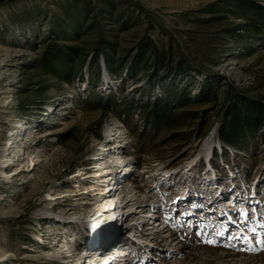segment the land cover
I'll use <instances>...</instances> for the list:
<instances>
[{
  "label": "rangeland",
  "instance_id": "374dc122",
  "mask_svg": "<svg viewBox=\"0 0 264 264\" xmlns=\"http://www.w3.org/2000/svg\"><path fill=\"white\" fill-rule=\"evenodd\" d=\"M256 6L0 0V264H264V126L217 136L238 97L264 104Z\"/></svg>",
  "mask_w": 264,
  "mask_h": 264
},
{
  "label": "trees",
  "instance_id": "16d2710c",
  "mask_svg": "<svg viewBox=\"0 0 264 264\" xmlns=\"http://www.w3.org/2000/svg\"><path fill=\"white\" fill-rule=\"evenodd\" d=\"M256 8L260 12L262 23H264V7L256 6ZM168 104L167 98H154L139 105L146 109L142 114L145 123L150 124L152 128L167 124L172 117ZM130 110V108H125L119 115L128 116L131 114ZM262 126H264V104L255 99L238 97L234 103L224 108L222 118L217 126V136L223 147L230 146L238 149L243 147L242 143H245L249 135H253ZM249 219L254 222V218ZM254 225L256 224L254 223Z\"/></svg>",
  "mask_w": 264,
  "mask_h": 264
},
{
  "label": "bare ground",
  "instance_id": "6f19581e",
  "mask_svg": "<svg viewBox=\"0 0 264 264\" xmlns=\"http://www.w3.org/2000/svg\"><path fill=\"white\" fill-rule=\"evenodd\" d=\"M12 143V142H11ZM204 146H205V150H207V151H209V148H210V146H211V143L210 142H205V144H204ZM207 153H209V152H207ZM188 169V168H187ZM18 174V173H17ZM111 188V187H110ZM110 191V190H109ZM109 191H104L105 192V194H109ZM111 198H113V196H110ZM115 199H111V201H114ZM116 220V219H115ZM107 221H109V220H107ZM107 223H109V225H107ZM104 224H106L103 228H101L100 230H99V232H97L98 233V235L97 236H99V235H106V236H109V235H113V229H112V225H113V223H112V221L110 222H106V223H104ZM112 226V227H111ZM116 239V236L115 237H113L112 239H111V243L112 242H114V240ZM108 245H109V243H108ZM104 248H105V245L103 246H101V247H99V248H91L90 249V251H92V262L94 261V260H96L99 256L98 255H103V251L102 250H104ZM102 249V250H101ZM56 254H57V252H56Z\"/></svg>",
  "mask_w": 264,
  "mask_h": 264
},
{
  "label": "snow or ice",
  "instance_id": "6c2138e0",
  "mask_svg": "<svg viewBox=\"0 0 264 264\" xmlns=\"http://www.w3.org/2000/svg\"><path fill=\"white\" fill-rule=\"evenodd\" d=\"M240 215H241V217H243V216H245V213L243 211H241ZM208 242L211 243V241H208ZM257 243L258 244H264V241L257 240Z\"/></svg>",
  "mask_w": 264,
  "mask_h": 264
}]
</instances>
